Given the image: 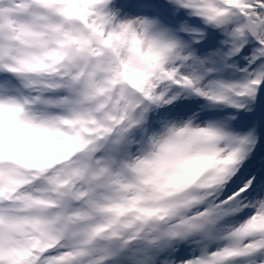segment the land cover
Returning a JSON list of instances; mask_svg holds the SVG:
<instances>
[{
    "label": "rangeland",
    "instance_id": "obj_1",
    "mask_svg": "<svg viewBox=\"0 0 264 264\" xmlns=\"http://www.w3.org/2000/svg\"><path fill=\"white\" fill-rule=\"evenodd\" d=\"M92 1L72 0L69 4L65 0L60 7L67 17L87 26L82 28L85 33L82 41H78L70 29L67 31L70 41L76 44L72 45L71 53L75 61H79L78 71H71L72 82L79 92H90L102 86L110 92L104 90V94L98 89L93 107L72 117L78 122L76 130L85 134L80 138L79 133L74 141L68 130L74 153H71L72 147L65 149L67 140L60 143V153L47 145L52 140L47 133L51 127H57L56 120L72 119H66L65 115L59 116L56 112L49 114L48 119L46 114V125L32 122L33 118L0 123V148L4 145L0 150V182L12 181L14 177L9 176V172L15 166L24 170L19 182L27 185L17 190L11 206L0 207V264H205L212 256L217 257L213 260V264H217L221 254L235 245L233 238L239 230L259 228L264 222L263 168L261 173L256 171L259 181H256L258 177L251 178L249 184L248 179L242 181L233 192L229 191L231 186L214 187L219 181L216 177L226 167V163L221 164L228 148L224 144L212 146L208 154L217 160L207 167L204 150L184 156L182 144L177 143L178 137L188 136L187 145L191 148L200 145L204 138L197 133L201 123L188 115L189 111L199 114L202 102H186L189 95L184 86L186 69L178 61L158 57L155 47L149 50V37L139 19L120 6L104 9L106 17H101L92 7ZM216 1L218 5L214 0L179 2L184 7L185 19L190 12L198 13V10V16L213 18L210 5L221 11L224 10L223 2L243 12L253 8L257 20L251 18L260 26L258 39L249 43L244 54L242 61L247 79L244 84L240 83L242 90L234 92L231 99L237 102L241 97L244 100L241 106L245 109L252 108L260 100L264 104V75L259 77L256 87L257 73L251 67L255 57L264 58V53L257 54L254 47L258 45L264 49V0ZM127 19L133 22L130 26ZM13 20L12 7L0 6V24ZM213 20L217 23L214 28L225 41L227 27L238 18L231 10L227 15H216ZM13 28L18 37V27L13 24ZM127 32L133 33L128 35ZM237 37L238 33L231 28L229 39L233 41ZM51 50L50 47L44 50L48 57ZM96 50L102 51L103 56H98ZM29 52L37 59V49ZM154 56L158 60H154ZM70 67L71 64L58 73L61 80L67 78L65 85L70 83L67 77ZM102 68L109 77L105 83L101 82ZM84 72L87 77L81 83L79 76ZM115 74L127 97L119 88L115 90ZM166 80L174 82L171 90L165 88L163 82ZM245 82L249 92L244 88ZM198 96L203 100L205 95ZM75 98L78 93L73 90L68 102L74 108ZM88 102L92 103L91 96ZM95 113L100 121H94ZM108 117L109 125L102 124ZM106 128L114 131L112 139L106 137ZM236 142V139L232 141ZM31 147L30 151L25 150ZM37 147L45 151L38 153ZM222 148H226V152ZM167 163L170 166L163 167ZM32 178L36 181L31 183ZM238 193L244 195L236 197ZM64 195L68 198L62 208L59 202ZM218 198L221 199L216 202ZM55 199L58 201L53 202ZM184 221H189L190 225L186 228L182 227L184 224L176 225ZM103 223L107 226L92 244L85 245L88 230ZM134 229H142V234L128 243L136 232ZM171 231H179L182 235L169 234ZM111 236L116 238L111 240ZM260 238H264V234ZM252 240L249 245L257 242ZM74 250L78 254L72 257ZM236 264H264V256L261 254Z\"/></svg>",
    "mask_w": 264,
    "mask_h": 264
},
{
    "label": "bare ground",
    "instance_id": "obj_2",
    "mask_svg": "<svg viewBox=\"0 0 264 264\" xmlns=\"http://www.w3.org/2000/svg\"><path fill=\"white\" fill-rule=\"evenodd\" d=\"M6 0H0V3H4ZM70 3L72 0H68ZM171 3H174V9L176 10V12H179L180 15L182 16L184 14V10L183 8L179 7L180 5L176 4L174 2V0H172ZM60 4L57 3L56 6L52 7L51 9H55L57 11V6H59ZM103 6H106V8L108 7H117L119 6V2L118 0H93L92 1V7L95 8L96 11H98V13L102 16V17H106L104 10L102 9ZM210 11L212 15V17L214 18L216 15L221 14L222 16H224L226 14V11H220L218 10V8L216 6H212L210 5ZM91 7V6H89ZM51 11H49L50 13ZM192 13V12H191ZM190 13V14H191ZM219 13V14H217ZM189 14V15H190ZM65 14L61 15L58 14L57 17L59 16V18L57 19L56 25H58L60 23V21H64L65 25H67L69 27H71L72 29H74V35L78 37V41H82L83 39V33L79 31V24L77 22L76 19H69V18H63ZM128 20V26H130V23H133L131 20ZM52 20L51 18L48 19L47 21V25L49 26V23H51ZM201 21H205L201 18L198 17L197 22H201ZM208 22V21H206ZM214 22V21H213ZM210 23V22H208ZM212 24L210 23V26ZM188 26V25H187ZM145 33L148 35L149 37V41L150 43H148V48L149 50H154V47L156 49V53L158 54V57H161L165 60L170 59L171 61H178L179 59H181V61L184 62L183 66L186 65H190L186 68V76L184 77V86L188 87V90H192L194 92V95H190L189 97H186V100H191L193 99L196 94L199 93H204V92H210L213 89V82H209L208 80H206L203 76L200 77L199 74L191 69V60L185 56L184 50L181 47V44H176L174 41L170 40L166 34L164 32L161 31L159 24L155 21L152 20H146L144 21V24L142 25ZM11 28V27H9ZM61 28L64 27H56L53 24L50 25V31H48V33L50 34L49 38L52 41H56L58 42L57 44H55V49L54 51L51 52V60L50 63L49 61H47L48 63L45 64L43 63L41 66L42 70H46L48 73L46 74V77L40 78L39 76L41 75H36L35 70L33 69L32 64L34 63V60L32 59V57H30L29 59L26 58V60L24 62H20L19 64V68H22L23 70L29 71L26 72V74L31 75L33 77H37L36 79H38V84L34 85L35 88H38L40 86H47V87H43L42 90H48L50 92V97L54 98L53 101L54 103H57L58 106L63 107L62 110H56L54 105H47L49 106L48 108H43L41 106H37L36 109H38L40 112L42 113H46L47 114V118L49 119V114L52 113H58V115L60 116L61 114H65L67 116H72L74 114L75 108L74 106H70L68 100H69V94L65 92V89H69L70 92L75 90V85L70 84L67 85L66 87L59 85L56 87L57 84H59V82L61 81V79L57 76L58 74V70H54V67L61 65L64 61H66L67 63H72L73 67H78L79 63H75L73 60V57L71 55V41H69V36L67 34H65ZM241 31L245 30V25L243 24V21H241V25H240ZM23 28H21V38L26 39L27 41H30L29 46L31 48H37V47H48L49 43L48 42H43L44 39H40L37 40L33 37V35L31 36L30 34L26 35L23 33L22 31ZM235 29L238 31L239 30V26L235 25ZM226 30V29H225ZM229 31V29L227 30V32ZM11 33V31H9ZM38 30L35 31V33L37 34ZM27 33V32H26ZM128 35H130V33L133 32H127ZM216 36V34H214V37ZM47 37V36H46ZM45 37V38H46ZM48 38V37H47ZM243 38V37H241ZM140 39V38H138ZM220 38L218 37V40ZM40 41V42H37ZM220 41V40H219ZM220 43H222V40L220 41ZM44 45V46H43ZM147 48V47H146ZM256 50L259 53L263 52V49L261 47H257ZM40 52H43V50H40L37 52V55H39ZM239 51L235 52V53H229L228 55H236V53H238ZM59 56L62 57V59H59ZM154 56V60H158V57ZM235 63V62H234ZM241 61L237 60L236 61V65L237 66H241ZM264 63V62H263ZM38 66L35 67V69H37ZM105 72L104 69H101L100 73L103 74ZM262 72H259V76H261ZM23 77L25 76V73H20ZM203 74V73H202ZM86 78V74H83V76H81L82 82H84V79ZM217 79V78H216ZM219 79H217L218 81ZM220 81V80H219ZM40 82V83H39ZM163 84H165V82H163ZM166 85V84H165ZM33 86V88H34ZM228 88L231 89H235L238 88V86L232 82L227 83ZM247 85H245V88ZM117 87V84H116ZM190 87V89H189ZM102 92L105 94L106 92L101 88ZM98 92V89H94L93 91H82L80 93H78V98H76L77 100V104H76V108L77 111H82L84 109L88 110L91 109V107H93V100L94 98L98 97L96 94ZM121 92H124V89H121ZM196 93V94H195ZM215 95V94H213ZM92 97V103H89L87 100H80V97ZM0 109H5L7 107H10L12 105V103L10 102V96H8L7 94H1L0 95ZM199 99L196 98V100H194V102L198 101ZM193 101V100H191ZM42 109V110H41ZM12 118H10L9 116H7L6 118H3L2 116H0V122H5V121H11ZM61 119H57V121H59ZM199 120V119H197ZM94 121H100V118L98 116L97 113L94 114ZM106 125H109V119L105 120ZM66 126V124H65ZM197 133L203 134L204 138L201 140L202 143L200 145L197 146H188L187 145V140L186 138L188 136L186 135H182V136H186V137H178L177 139L180 138V141L177 143L182 144V150H183V155L184 156H188L193 153H199L201 150L205 151L204 154V159L207 160L206 162V166H210L211 164H213L216 160L217 157H213L210 154H208L209 150H212V146H217L219 144L222 143H231L232 137L227 136L225 133H220L216 128H213L211 126H206L205 124H200L198 126L197 129ZM54 131L55 134H57L56 130H52ZM108 135L110 137H112V133L108 132ZM49 136V135H48ZM179 136V135H178ZM53 139L55 142L60 143L63 138L61 137H54V135H52ZM46 137H44V139H46ZM176 139V140H177ZM250 137L247 135H242V140H239V143L242 144H247L249 142ZM37 141H41V138H37ZM236 145L229 147L227 152H226V148H222L226 154H224V161L226 163V167L225 169L216 177L219 179V181L214 183V187L218 188L220 186L223 185H228L231 184V186H233L232 181L234 180V178H237L238 181H235V187L237 185H239L242 181H245L250 178L251 176H253L255 174V172H253V170H250L251 167L247 166V159L251 153V147H248L247 149H244L243 147H239ZM4 147V146H2ZM37 149L39 151H44V148L42 147H37ZM221 154V153H220ZM182 155V156H183ZM223 155V154H221ZM24 161V159H22ZM227 161V162H226ZM221 162V163H222ZM225 163H222L221 165H224ZM177 164V163H176ZM170 163L164 164L163 167H169ZM202 166V169L205 168V166ZM17 168L13 167V172L12 175L14 178H18V173L16 172ZM195 170H200V168H196ZM221 170V169H220ZM23 171V169H22ZM219 171V170H217ZM199 171H196V174H198ZM224 173V174H223ZM201 174V172H200ZM49 175H46V178H48ZM248 182V181H247ZM32 183V182H31ZM16 185L14 184L13 181H8L5 183V185H3L2 187V194L0 195V198L3 196H6L9 192V190L13 189ZM19 187H21V185H19ZM243 193H240L239 196H243ZM264 228H253V229H247V228H243L241 230V232H239V234L235 237L236 241H240V245L250 241L253 237H262L264 234ZM232 248V247H229ZM264 243L261 244V247L259 250L257 251H251V255L248 256L245 253L241 254L242 257H234L232 259L231 262H233L234 264L236 263H245L247 261V257H258L262 254V256H264Z\"/></svg>",
    "mask_w": 264,
    "mask_h": 264
},
{
    "label": "water",
    "instance_id": "obj_3",
    "mask_svg": "<svg viewBox=\"0 0 264 264\" xmlns=\"http://www.w3.org/2000/svg\"><path fill=\"white\" fill-rule=\"evenodd\" d=\"M249 30L251 31V33H252L253 35H255L256 28L253 27L251 24H250V29H249Z\"/></svg>",
    "mask_w": 264,
    "mask_h": 264
}]
</instances>
